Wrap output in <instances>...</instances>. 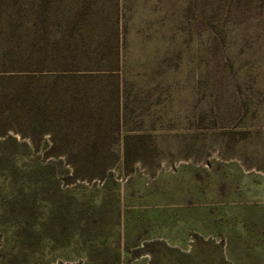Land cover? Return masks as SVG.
Instances as JSON below:
<instances>
[{"label":"rangeland","instance_id":"374dc122","mask_svg":"<svg viewBox=\"0 0 264 264\" xmlns=\"http://www.w3.org/2000/svg\"><path fill=\"white\" fill-rule=\"evenodd\" d=\"M72 75L117 117L1 115L0 264H264V0H0V89Z\"/></svg>","mask_w":264,"mask_h":264},{"label":"trees","instance_id":"16d2710c","mask_svg":"<svg viewBox=\"0 0 264 264\" xmlns=\"http://www.w3.org/2000/svg\"><path fill=\"white\" fill-rule=\"evenodd\" d=\"M81 76L72 75L75 83L59 86L53 84L42 91L34 90L25 84L13 91L0 89V117L5 111H11L13 104L17 103L16 109L22 111V116L25 113V117L38 118L44 128L52 126L50 136L53 144H57L55 132L64 131L67 135L75 134L77 136L87 132L85 137L90 136L89 138L93 142L91 136H94L96 145V139L99 140L100 136L99 126L92 120V115L98 108L96 99L104 94L112 104L109 115L117 117L120 91L118 85L114 88H105L100 85V80L87 81L84 79L87 81L85 82L80 80ZM69 98L72 99V102L68 101ZM30 125V123L27 124L29 128ZM117 125L118 122H116V127ZM95 145L93 148H96ZM94 154L95 150H92L91 155ZM103 171L104 168H102Z\"/></svg>","mask_w":264,"mask_h":264}]
</instances>
